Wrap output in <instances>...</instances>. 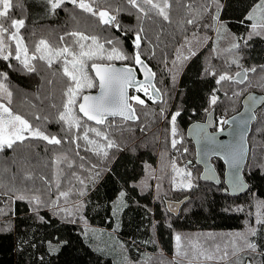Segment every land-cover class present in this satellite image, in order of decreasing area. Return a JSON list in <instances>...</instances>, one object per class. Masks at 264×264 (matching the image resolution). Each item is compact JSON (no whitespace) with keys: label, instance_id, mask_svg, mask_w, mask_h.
<instances>
[{"label":"trees","instance_id":"1","mask_svg":"<svg viewBox=\"0 0 264 264\" xmlns=\"http://www.w3.org/2000/svg\"><path fill=\"white\" fill-rule=\"evenodd\" d=\"M258 3L259 0H170V19L165 21L155 11L143 16L127 0H101L99 8L116 16L120 25L117 30L68 1L54 11L51 20L34 21L26 0H13L10 16L25 21L19 34L30 55L40 40L54 49L72 46L75 50L77 38L66 35L71 32L96 36L106 50L112 47L106 41L112 39L129 59L97 62L134 65L132 57L139 51L143 62L155 73V86L162 98L151 99L143 106L132 101L138 117L133 122L111 119L97 125L84 119L87 126L107 133L117 145L106 149L107 157L98 155L95 145L76 139L83 135V129L67 132L66 126L58 122L68 83L62 75V64L54 62L49 68L45 61L36 59L31 61L35 71H28L15 59L12 42L13 56L8 60L0 58V74L7 77L0 75V82L12 93L10 107L62 143L50 145L29 138L23 144L0 150V209L4 213L0 215V264H114L89 245L86 235L90 237L91 228L113 231L123 242L127 264H171L166 259L177 257L175 237L184 234L191 239L197 232L230 234L227 262L220 264H249L247 259L251 264H264V224L256 222L258 216L264 219V106L258 110L249 135L250 153L244 169L249 188L240 195L225 194L223 183L213 185L200 179L202 168L188 164L194 162L196 154L195 145L186 135L188 126L203 122L211 109L216 118L227 119L241 109L248 93L264 95V28L257 27L255 32L260 34H255L253 22L247 19ZM185 5H191V9ZM189 19L194 23H187ZM141 27V47L136 49L134 40ZM175 32L186 36L172 49L170 39ZM230 34L240 41V47L228 51L231 47L224 44L230 42ZM222 41L224 44H220ZM178 49L189 58L177 60ZM189 49L195 55H190ZM235 59L238 64L232 62ZM252 68L256 71H249L242 84L216 83L223 73L233 77ZM174 87L177 90L172 98ZM97 88L85 90L84 94ZM234 92L239 95L234 96ZM213 95L218 98L215 105L210 103ZM176 113L179 115L173 136L171 120ZM178 138L182 141L174 148L171 140ZM89 139L105 146L107 143L91 132ZM173 161L190 170L191 188L173 184ZM214 165L223 179L224 164L215 160ZM61 192L68 195L60 196ZM121 194L125 204L117 222L113 209ZM20 195L26 198L17 199ZM33 196H39V204ZM184 197L190 199L179 215L171 214L165 201ZM249 229H255V235ZM237 234L252 241L257 254L249 253L252 250ZM233 240L243 249L235 255ZM146 251L157 255L150 259ZM175 264L191 263L178 260Z\"/></svg>","mask_w":264,"mask_h":264},{"label":"snow or ice","instance_id":"2","mask_svg":"<svg viewBox=\"0 0 264 264\" xmlns=\"http://www.w3.org/2000/svg\"><path fill=\"white\" fill-rule=\"evenodd\" d=\"M64 2L65 0H48L52 11L59 8ZM68 2L84 12L97 17L101 24L109 25L119 30L120 25L116 23V16L111 15L107 9L99 8L101 0H91V2H86V0H68ZM127 3L133 8H136L145 17H148L150 12L155 11L156 15L162 17L165 21L170 19V0H127ZM142 5H147V9L142 7ZM13 6V0H0V58L8 60L13 56L12 42H15V59L28 71H35V67L31 64V61L36 59L45 61L49 68L52 67L54 62H60L62 64V75L67 78L68 83L63 92L65 99L62 103V111H60L58 115V122H62L66 126L65 130L67 132H72L73 129H83V135L77 136L76 139H83L89 145H95L96 153L107 157L108 152L106 149L116 147L115 141L109 139L107 133L97 128L87 126L84 118H86V121H94L96 124L100 125L105 123L108 116H119L124 121L137 120L138 117L136 116L135 108L131 102L134 101L136 104L143 106L145 101L139 96H129L128 89L135 87L137 91H142L145 95L149 96L150 99L161 98L159 90L156 89L155 85L152 83L155 73L144 64L139 51L135 53L132 59L134 63L140 66L144 71L145 77L143 82L137 81L135 70L132 67L117 68L111 63H98L97 61L110 62L113 60H127L129 57L121 49L114 46V41L112 39L106 41L108 45H112L110 50H106L104 44L99 43L96 36L89 37L80 32L66 34L77 38L74 40V44L76 45L75 50L72 46H63L54 49L47 41L40 40L36 46L35 52L30 55L27 46L23 42V38L19 35L20 29L25 25V21L23 19H14L10 16V11ZM185 6L191 9V5ZM257 12L260 13L259 19L261 23H253L252 28L253 32L259 35L260 33H256L255 30L257 27L264 28V0H259V4H257L253 12L248 15L247 19H257L255 15ZM216 18L218 19V15ZM187 23L192 24L194 20L189 19ZM143 31L144 29L141 27L140 32L136 34L134 40L136 49H140L141 47L142 37L140 33ZM249 38H251V34ZM60 39L63 41L64 37L62 36ZM86 41H91V43H85ZM239 47V44L233 43L228 51ZM177 52V60L181 58L186 60L189 58L188 56H182L179 49ZM189 52L190 55H195V52L191 51V49H189ZM232 62L238 64V59ZM173 64L175 65L176 61H174ZM89 70H91V73H94V75L90 74ZM244 71V79H247V72H255L256 69H245ZM0 75H3L4 79L7 78L4 74ZM213 75H215V73H213ZM236 76L239 77L240 73L237 72ZM233 80L234 77L228 73H223L219 76L216 83L220 84L223 81L232 82ZM96 87L99 88V93L97 95L84 94L85 90ZM233 95L238 96L239 93L234 92ZM217 99L218 98L213 95L210 103L215 105ZM4 101H6V103ZM11 104L12 93L8 91L4 83L0 82V150H3L5 147L12 148L16 143L23 144L24 141L29 138L43 140L50 145H60L62 143L60 138L46 134L40 127H34L24 116L14 113L10 107ZM53 107H55V105H53ZM163 111L164 110L161 109V114ZM80 114H82V116ZM178 115L179 113L173 115L171 120L173 125V136L176 135L175 121ZM35 119L39 120L41 117L36 116ZM44 119L47 118L45 117ZM222 123L226 124L228 121L225 120L222 121ZM90 132L105 140L107 142L106 146L99 144L95 140L89 139ZM207 140L210 143L214 142V137H207ZM176 144L177 141L173 139L172 146L174 148ZM77 147H79V145H77ZM185 151L187 150L185 149ZM232 158L235 160L234 152L232 153ZM57 162H59V158H57ZM172 172V182L176 187H192L191 172L187 171L186 167L180 168L175 161H173ZM41 179L45 178L41 177ZM80 182L83 183V181ZM45 183H47L46 180ZM56 187L59 188V181H57ZM67 195L68 193L66 192L60 193V196L66 197ZM25 198L24 195L17 197V199L20 200H24ZM32 199L37 204L40 203L39 196H33ZM2 214H4L3 210L0 209V215ZM256 222L258 224H264V219L258 216ZM255 232V229H249L251 235H255ZM237 235L239 239L245 241V247L247 249L255 251V244L247 241L244 235ZM175 239L177 242V255L187 257L188 252L181 250V236L177 235ZM232 247L233 255H235L237 251L243 250L237 246L235 240L232 241ZM190 248L194 254L193 259L197 260L201 258L207 261L224 260L229 255L226 250L227 246L225 250L221 252L219 244L215 245L213 248H206L198 242H194L190 244ZM217 253L221 254L218 256Z\"/></svg>","mask_w":264,"mask_h":264},{"label":"water","instance_id":"3","mask_svg":"<svg viewBox=\"0 0 264 264\" xmlns=\"http://www.w3.org/2000/svg\"><path fill=\"white\" fill-rule=\"evenodd\" d=\"M105 64V63H104ZM145 64V63H144ZM113 66L120 67H132L135 70V76L137 81H144V71L140 66L134 64H118L112 63ZM146 65V64H145ZM148 67V66H147ZM149 68V67H148ZM152 71V69H151ZM153 72V71H152ZM154 73V72H153ZM240 76L236 74L233 76L232 81L237 83H244L245 71H239ZM253 73V72H252ZM94 74V73H93ZM141 76V78H139ZM248 77V72H247ZM155 85V76L152 80ZM156 88V86H155ZM136 89L131 87L128 89V94L131 96V91ZM157 89V88H156ZM151 91V90H150ZM99 88L91 95H97ZM160 93V92H159ZM161 97V94H160ZM162 98V97H161ZM161 98H153L154 101H160ZM264 106V95L260 93H248L241 102V109L231 117L227 118L228 123H224V129L213 130L216 127L215 114L210 112L205 121L195 122L188 126L186 135L187 138L195 145V161L194 163H188L189 165H198L202 168L200 179L204 182H209L213 185H220L223 183L225 194L230 196H237L242 194L249 188L244 176V169L246 167L249 153V135L252 130V125L258 119L257 112ZM82 115V114H81ZM235 118V119H234ZM86 119V118H84ZM111 119H122L119 116H108L106 121ZM123 120V119H122ZM105 121V122H106ZM133 122V120H128ZM136 121V120H134ZM96 124L94 121H89ZM100 125V124H97ZM207 137H214V142H209ZM235 153V160L232 158V153ZM218 158L225 166L224 176L221 179L218 174L213 159ZM190 197H184L179 201H165L167 210L178 216L181 208L185 203L189 201ZM175 205L176 208L171 210L170 206Z\"/></svg>","mask_w":264,"mask_h":264},{"label":"rangeland","instance_id":"4","mask_svg":"<svg viewBox=\"0 0 264 264\" xmlns=\"http://www.w3.org/2000/svg\"><path fill=\"white\" fill-rule=\"evenodd\" d=\"M68 1V0H65ZM27 4V8L29 9L30 12V18L33 19L34 21L37 20H51L53 18V13L54 11L51 10V6L48 3V0H26ZM87 2V1H86ZM259 4V3H258ZM256 6H254L251 11L249 12L252 13L253 9ZM248 14V15H249ZM257 16V19L255 20H250L253 23L259 24L261 23L259 16L260 13L257 12L255 14ZM248 17V16H247ZM219 23V21H218ZM20 35V34H19ZM186 34L184 33H173L171 35V39H170V43H171V47L172 49H175L176 46L178 45V43L180 42V40L185 37ZM220 37H222L220 35ZM226 39V37H223L222 40ZM240 41L237 40L236 38H234L232 36V34H230V42L224 44L223 41L220 44H224L225 47L230 48L232 46L233 43H239ZM177 88H172V98H174L175 96V92H176ZM139 96L141 99H143L145 102L151 100L149 98V96L145 95L142 91H137L136 89L131 92V96ZM134 102V101H133ZM222 128V122L219 121L217 123V127L216 129H221ZM172 141L171 140V146H172ZM182 138H178L177 142H181ZM176 156V155H175ZM174 156V157H175ZM177 164V163H176ZM178 167H180L177 164ZM172 167V166H171ZM180 168H185L183 166H181ZM187 169V168H186ZM187 171L190 172V170L187 169ZM171 174L173 175L172 172V168L170 170ZM154 190H157V185L153 186ZM157 196V194H156ZM124 202V195H120L117 200L115 201V208L113 209V215L116 219V221H119V218L121 216V212L123 210L122 206H123ZM110 230H106L104 228H91V230L88 232L90 233V237H87V239H89L88 243L90 246H92L96 251L101 252L106 254L108 257H110L113 260L114 264H127V258H126V253L124 250V246H123V242H121L115 235L114 232ZM87 233V234H88ZM181 236L182 240H181V250L182 251H187L188 252V256L184 257L182 255H177V250H176V256L177 257H171L166 259V261L168 263L171 264H175L176 261L178 260H183V261H187L191 264H220V263H226L227 260H215V261H207L204 259H193V252L191 251L190 248V244L194 243V242H198L199 244L203 245L206 248H213L215 245L219 244L221 247V252H223L225 250V247L227 246V242L229 240V235L230 234H221V233H212V232H208V233H201V232H197L195 233V235L193 237H190L191 239H187L184 236V234H178ZM238 236V235H236ZM176 243V249H177V242L175 240ZM252 243V241H251ZM226 250L228 251V247L226 248ZM153 253V252H152ZM150 253V251H146V255L150 256V259H152V255H157V253ZM229 253V251H228ZM249 253H253V250L250 251ZM221 253H217V255L219 256ZM255 254H257L256 250H255ZM248 263L251 264V260L247 259ZM254 263L256 261H253Z\"/></svg>","mask_w":264,"mask_h":264},{"label":"flooded vegetation","instance_id":"5","mask_svg":"<svg viewBox=\"0 0 264 264\" xmlns=\"http://www.w3.org/2000/svg\"><path fill=\"white\" fill-rule=\"evenodd\" d=\"M139 78H141V76H139ZM135 89H133L131 92H133ZM153 100V99H152ZM210 112H213L214 113V111L211 109L208 113H207V115L210 113ZM207 115L205 116V119H206V117H207ZM205 119H204V121H205ZM215 123H216V127H217V123L219 122V121H225L226 119H223V117H219V118H216V115H215ZM216 127L213 129V130H221V129H224V123H222V128L221 129H216ZM215 160H219L218 158H214L212 161H213V163H214V161ZM195 161V160H194ZM194 163V162H193ZM170 208H171V210H173V209H175L176 208V206L175 205H171L170 206Z\"/></svg>","mask_w":264,"mask_h":264}]
</instances>
